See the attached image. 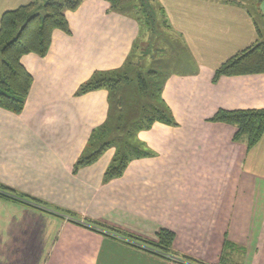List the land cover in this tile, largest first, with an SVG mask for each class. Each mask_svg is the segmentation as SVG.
Masks as SVG:
<instances>
[{
    "label": "crops",
    "instance_id": "0c3cea01",
    "mask_svg": "<svg viewBox=\"0 0 264 264\" xmlns=\"http://www.w3.org/2000/svg\"><path fill=\"white\" fill-rule=\"evenodd\" d=\"M146 1L120 13L82 0L47 56L22 57L33 84L21 114L0 108V187L38 203L0 190V264H188L144 243H158L163 229L179 255L219 264L227 241L225 263L264 264V135L249 150L235 126L209 122L219 110L264 109V74L213 81L230 58L264 43V0L255 19L239 0H151L159 16ZM32 2L0 0V24ZM144 59L160 71L149 72L163 78L176 125L139 131L151 155L122 177L106 181L114 147L75 170L93 132L123 122L125 108L122 86L116 105L115 90L79 88L98 73L129 75Z\"/></svg>",
    "mask_w": 264,
    "mask_h": 264
},
{
    "label": "trees",
    "instance_id": "16d2710c",
    "mask_svg": "<svg viewBox=\"0 0 264 264\" xmlns=\"http://www.w3.org/2000/svg\"><path fill=\"white\" fill-rule=\"evenodd\" d=\"M111 5V9L116 12L125 13L130 8H136L131 0H104ZM247 5V0L237 1L241 6L246 7L249 14L255 19L262 15L260 3L262 0H251ZM82 0H33L32 3L19 7L18 9L7 11L3 14L0 24V108L14 114H21L25 108L27 98L30 94L33 77L22 65L21 59L28 54H36L45 57L52 45L54 31L60 30L70 34L69 24L66 18L67 11H76ZM264 74V43H259L247 50L238 53L222 64L216 71L213 81L217 82L221 77H233L243 75ZM147 75H157L155 72H148ZM131 82V77L127 72L114 74H95L93 78L82 85L77 95H82L94 90L108 89L114 91L112 102L117 104L119 98L115 97L116 90L123 84ZM143 90L149 93V88L143 79H140ZM161 87V86H160ZM154 102L151 103L148 114H145L142 121H139L135 138L139 131L149 130L154 123H163L174 126L176 121L171 110L161 99V90L153 95ZM147 109L144 107V110ZM124 112L122 115L123 120ZM121 118V117H120ZM212 123H222L233 125L237 128L235 141L246 139L247 148H254L264 135V109L262 110H219L210 120ZM110 123V124H109ZM107 125L96 130L92 134L89 142L91 154L80 158L75 166V170L95 163L102 154L111 147L116 148L117 153L112 165L106 172V181L122 177L128 164L134 159L149 157V152L145 146L138 143L134 146V153L126 154L131 142L127 139H119L121 129L111 130L113 126H122L123 122L115 125L109 122ZM129 134V133H128ZM111 136V137H110ZM108 137V138H107ZM124 137H126L124 135ZM121 138V137H120ZM103 140H107L103 143ZM111 140V141H110ZM123 141L125 150L119 148L118 144ZM105 142V141H104ZM1 191L9 195L19 196L12 189L0 187ZM0 197L5 198L4 195ZM21 199L38 203L37 200L27 196H19ZM106 229V228H105ZM113 233L121 234L119 231L109 229ZM132 238V236H129ZM158 243L144 242L154 248L163 256H176L188 264H205L195 258L179 255L173 250L175 234L169 230H161L157 234ZM137 241L140 239L134 238ZM141 241V240H140ZM142 242V241H141ZM233 244L226 241L225 250L219 264L225 263L228 250L233 249Z\"/></svg>",
    "mask_w": 264,
    "mask_h": 264
},
{
    "label": "rangeland",
    "instance_id": "374dc122",
    "mask_svg": "<svg viewBox=\"0 0 264 264\" xmlns=\"http://www.w3.org/2000/svg\"><path fill=\"white\" fill-rule=\"evenodd\" d=\"M141 1L143 0H137V3H141ZM144 6L151 7L153 9V12L159 16L151 0H147ZM138 67L139 68L133 67L132 69H128L129 75L131 74V82L129 84H123L120 88L121 90L119 89L125 101V108L123 111V124L122 126H118L115 128L113 126L111 127V130H113V132H116L114 129H121V135H118L119 139L125 138V140L127 139V141L129 140L131 142V146H129L128 150L126 151V154L128 155H133L134 146L136 147L137 144L135 131L138 128L139 121L141 122L143 116L145 114H148L147 112L149 110L150 104L155 103L153 101V95L159 92L160 86L162 85L163 81V78L160 76V74L154 76V78L148 77V75L146 74L147 72L153 70L160 73V71L158 69H153L154 64L148 62L147 59H144V61H142ZM140 79H143L146 82L149 88V93L143 90L142 86L140 85ZM144 107H146L147 109L144 110ZM124 135L126 137H124ZM106 141L107 140H103V143H106ZM118 146L119 148H123L125 150V144L123 141H120ZM157 255L163 256L160 253H157Z\"/></svg>",
    "mask_w": 264,
    "mask_h": 264
}]
</instances>
